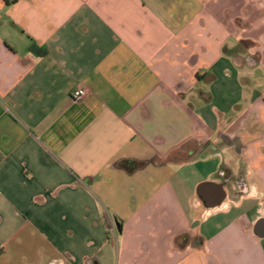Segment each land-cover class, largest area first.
Listing matches in <instances>:
<instances>
[{"label": "crops", "instance_id": "crops-1", "mask_svg": "<svg viewBox=\"0 0 264 264\" xmlns=\"http://www.w3.org/2000/svg\"><path fill=\"white\" fill-rule=\"evenodd\" d=\"M0 264H264V0H0Z\"/></svg>", "mask_w": 264, "mask_h": 264}, {"label": "trees", "instance_id": "trees-1", "mask_svg": "<svg viewBox=\"0 0 264 264\" xmlns=\"http://www.w3.org/2000/svg\"><path fill=\"white\" fill-rule=\"evenodd\" d=\"M119 166L126 172L131 173L137 169H140L143 166V163L134 161H122L119 163Z\"/></svg>", "mask_w": 264, "mask_h": 264}, {"label": "built area", "instance_id": "built-area-1", "mask_svg": "<svg viewBox=\"0 0 264 264\" xmlns=\"http://www.w3.org/2000/svg\"><path fill=\"white\" fill-rule=\"evenodd\" d=\"M86 92L84 89L82 88H78V89H75L72 94H71V98L72 100H74L75 102H79L81 101L84 96H85Z\"/></svg>", "mask_w": 264, "mask_h": 264}]
</instances>
